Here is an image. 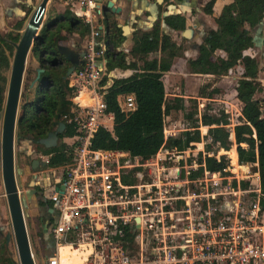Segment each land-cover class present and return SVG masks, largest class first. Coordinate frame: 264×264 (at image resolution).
I'll return each instance as SVG.
<instances>
[{
    "label": "built area",
    "instance_id": "obj_1",
    "mask_svg": "<svg viewBox=\"0 0 264 264\" xmlns=\"http://www.w3.org/2000/svg\"><path fill=\"white\" fill-rule=\"evenodd\" d=\"M67 1L82 8L90 34L84 63L70 77V86L77 88L75 107L64 116L77 129L63 140L72 159L47 167L49 178L40 185V199H49L57 211L50 227L55 250L44 264H63L62 246L78 250V264H264L260 183L257 198L246 208L242 194L251 190H242L239 179L235 189L231 176L222 172L205 169L196 179H182L179 170L171 175L158 167V178L151 179L152 170H145L148 160L141 163L129 152L93 147L98 130L113 131L115 118L102 83L104 11L97 0ZM82 94L88 103L78 99ZM117 102L127 117L137 109L134 93L119 94ZM40 157L48 165L50 156ZM198 168L192 167L190 175Z\"/></svg>",
    "mask_w": 264,
    "mask_h": 264
},
{
    "label": "trees",
    "instance_id": "obj_2",
    "mask_svg": "<svg viewBox=\"0 0 264 264\" xmlns=\"http://www.w3.org/2000/svg\"><path fill=\"white\" fill-rule=\"evenodd\" d=\"M216 2L217 0H208L203 11L214 15ZM263 18L264 0H232L216 16L218 29L209 31L199 47V55L188 60L191 73L215 76L227 75L233 68L242 65L244 70L235 88L236 97L242 103V120L234 130V140L232 130L227 127L230 124L228 114L222 113L218 116L204 113L200 121L199 118H193V114L198 112L197 99L193 98L191 101L194 111L189 112L188 119L194 125L179 136L166 138V115L173 109H184L185 105L180 98H176L173 105L167 103L164 76L172 70L175 60L184 56L186 47L179 44L171 33L162 32L161 26L156 24L150 31L135 32L128 53L119 50L126 37L116 19L107 11L104 16L107 69L102 83L107 85L108 73L115 68L131 69L134 72L127 78L115 79L114 84L108 88L105 100L108 111L115 115L114 128L110 131L101 127L95 135L93 147L129 152L132 156L146 161L155 157L163 148L183 151L204 141L207 153H198L197 161L200 166L198 170H192L190 175L192 179H196L204 174L205 169L229 175L230 172L225 169L230 166V158L227 154L219 157L217 154L221 150L230 153L232 165L236 166L231 150L236 144L239 164L254 165V171L259 172L264 195V105L256 98L257 93L264 92V85L259 79L258 59L245 54L254 46L252 30ZM165 22L174 31L187 28L186 17L182 14L168 15ZM23 28L24 21L19 20L13 30L0 33V115L4 110L16 44L21 39ZM64 31L71 36L78 33L83 38L90 34V28L85 21L69 9L54 18L48 17L31 51L39 61L38 68L43 71L38 77V68L27 70L17 123L18 143L24 140L32 142L36 158L39 155L50 156L49 167L62 166L71 161V147L63 140L77 132L76 126L64 119L75 107L72 98L77 93V88L70 86L71 75L68 76V70L73 64L67 55L59 51V45L68 38L63 34ZM158 52L159 57L151 56ZM128 55L131 57L129 61ZM217 91L201 88L199 96L212 98ZM122 93H134L136 96L137 109L129 117L121 111L117 102V96ZM60 121L66 124L63 133L59 134L61 143L49 148L40 144V140L55 130ZM200 123L208 126L205 136H202ZM211 152L214 155H210ZM124 179L126 182L137 181L135 178ZM237 184V180H234L233 185L237 187ZM240 185L248 189L251 184L249 180H241ZM41 229L39 236L44 238ZM128 239L132 245L131 234H128ZM0 264H18L8 255L6 234L1 229Z\"/></svg>",
    "mask_w": 264,
    "mask_h": 264
},
{
    "label": "rangeland",
    "instance_id": "obj_3",
    "mask_svg": "<svg viewBox=\"0 0 264 264\" xmlns=\"http://www.w3.org/2000/svg\"><path fill=\"white\" fill-rule=\"evenodd\" d=\"M41 1L42 0H0V33L5 34L13 30L15 28V24L19 20H23L25 26L30 20L35 8L41 3ZM56 6L57 0H50L44 23L47 21L49 16H57V13H55ZM208 23L210 24L211 21H208ZM206 24L207 22H203L201 15L196 16L194 12V14L190 16V24L187 26L189 34L184 35L183 31H179L178 40H180L182 44L185 45L186 51L184 56L175 60L172 70L165 74L164 82L167 91V103L169 105H173L176 102V98H180L184 100L185 107L181 110L173 109L169 115H166V138L169 136H179L182 132L190 130L191 126L194 125V123L188 119V114L193 108V102L191 101V98L197 99L198 112L193 114V118H199V121L202 114L204 113H207L208 115L217 114L218 116H220L222 113L228 114L230 124L227 127L232 130L233 140L234 130L241 123L242 103L236 97L235 88L237 87L238 81L242 76V66L238 65L237 67L233 68V71L223 76L195 74L191 73L189 70L188 60L195 56L199 45L204 41L205 36L209 32L210 28L206 29ZM249 53H252L259 61V78L261 83L264 85V49L260 46L258 47L257 43V45H255V47L249 51ZM151 56L159 57L160 53H154ZM38 67L39 61L30 52L26 65V72L27 70H34ZM201 88L205 90L207 89L208 91H218L214 93L212 98L201 97L199 96ZM23 90L24 83L22 92ZM256 98L259 99L264 105V92L257 93ZM21 100L22 99H20V105ZM193 111L194 110H192V112ZM3 117L4 112L0 115V229L4 232V234L9 232L13 234L12 220L2 171L1 147ZM199 125H201L200 130L202 132V136H205L208 131V126H205L201 123ZM60 143L61 140L59 139L58 145ZM233 147L236 148L237 145L234 144ZM234 148L231 150L234 154L236 166L232 165V156L230 153L228 154L224 152V150H221L217 154V157H219L221 154H227V156L230 158V166L227 168L230 174L227 176H231L230 182L232 184L234 180H237L238 182V179L250 181L251 185L248 189L251 191L249 193L244 192L242 194L244 206L248 208L251 202L257 198V193H255L254 190L259 187L260 179H258V175H256L257 172L253 169V164H245V167L238 165V153H236ZM33 149V143L28 140L18 143L16 135L15 170L20 198L24 209L30 242L34 253V259L37 264H43V261L49 254L46 247L48 242L39 236V230L42 226L40 221V207L38 204V189L40 185H43L44 180L49 178L50 174L46 171L47 169L41 168L43 167L41 165L42 163L40 164L39 168H37V170L33 169L32 161L36 158V154L34 153ZM200 151H203L204 154L207 153L204 147V141L201 143H195L183 151L163 148L160 150L158 155L148 160L150 164L145 170H152V177H149L148 175V177L151 179L158 178V167L160 169L163 167L167 168L166 174L174 175L176 170L177 172L179 170L181 172L182 179L191 178L189 172L192 167L195 169L199 167L197 159L199 158L198 153ZM210 155H214V152H211ZM40 161L42 162L41 159ZM133 161L135 162V160ZM140 162L145 163L146 161L140 160ZM49 169L50 167L48 166V170ZM234 187L237 189L236 186ZM40 188L42 189L43 187L40 186ZM242 190L246 189L242 188ZM47 193H49V191H46V194ZM233 198H235V196ZM7 249L8 255L19 264L18 252L14 238H12L10 244L7 245Z\"/></svg>",
    "mask_w": 264,
    "mask_h": 264
},
{
    "label": "water",
    "instance_id": "obj_4",
    "mask_svg": "<svg viewBox=\"0 0 264 264\" xmlns=\"http://www.w3.org/2000/svg\"><path fill=\"white\" fill-rule=\"evenodd\" d=\"M49 2L50 0L41 1V3L35 8L30 20L21 31L22 36L20 41L16 44V51L9 73L8 87L3 110L4 117L1 147L2 171L13 227V234L11 232L6 234V243L9 245L12 238H14L18 252L19 264H36V261L34 259V253L30 242L15 170V143L18 113L28 56L32 51L34 41L38 38L39 33L43 28ZM98 4L100 5V3ZM109 9L113 12L121 11L120 7L115 6V0H109L107 6L103 8V11H107ZM122 28L124 30L127 29L125 26H122ZM183 32L184 35L189 34V30L187 28L183 30ZM86 50L87 49L85 48L82 52H80L74 48V46L71 47L63 44L59 45V51L67 55L68 60L73 64V66L68 70V76L74 73L77 67L84 63ZM42 71V68H38V77ZM132 73L133 70L131 69L123 70L121 68H115L108 73L109 80L106 86L109 88L114 84L115 79L127 78L132 75ZM65 127L66 124L63 121H60L55 130L51 131L47 137L40 140V144L48 148L57 146L58 140L60 139L59 134L63 133ZM41 163L42 162L39 159H34L32 161L33 169L37 170ZM41 168L46 169V165L43 163V167ZM40 201L46 202L44 198H41ZM47 225L48 224H46L45 228Z\"/></svg>",
    "mask_w": 264,
    "mask_h": 264
},
{
    "label": "crops",
    "instance_id": "obj_5",
    "mask_svg": "<svg viewBox=\"0 0 264 264\" xmlns=\"http://www.w3.org/2000/svg\"><path fill=\"white\" fill-rule=\"evenodd\" d=\"M207 1L208 0H159V1L158 0H115V6L120 7L121 11L113 12L110 9L107 11L113 15V17L118 22V26L120 28H122V26H125V28H127L126 30L122 28L123 35L126 38L122 43L121 47L119 48V50H123L128 53L132 47L135 32L150 31L156 24H159L161 26L162 32L168 34L171 33L173 35V38L179 44L182 43L180 40H178L179 31H174L166 24L165 18L168 15H173V14L184 15L186 17L187 26H188V24H190V16L195 12L196 16L201 15V17L203 18V22H207L206 29L210 28L209 31L218 29L216 16H218L221 13L224 5L230 3L232 0H217L214 8L215 9L214 15L207 14L203 11V7ZM108 2L109 0H98V3H100L102 9L105 6H107ZM67 9L73 12L77 17L81 18L80 14L82 8L77 3L70 2L67 0H57V6L55 12L57 13V15L63 14ZM107 11L104 12V16ZM208 21H211V23L209 24ZM103 28H104L103 29L104 32H106L105 26ZM63 34L68 37L62 41L63 45H69L71 47L74 46V48H76L80 52H82L87 47L89 35L83 38L78 33H74V35L71 36V35H67V33L64 31ZM252 34H253L254 46L248 49L245 52V54L255 57L252 53H249V51H251L255 47V45H257V43H258V47L260 46L261 48L264 49V18L259 24H257L253 28ZM207 35L205 36V38L207 37ZM102 39L104 40L105 38ZM199 47L193 58H196L199 55ZM222 55H224L223 52ZM104 59H106V57H104ZM127 60L128 61L131 60V57L129 55L127 56ZM243 70L244 69L242 67V72ZM231 71H233V69ZM207 75H212V74H207ZM238 165L240 166L239 162ZM41 228L44 234V240L48 242L46 247L48 254L50 255L55 250V244L51 242V240H49V236L47 235L45 226L44 227L42 226ZM44 262L45 260L43 261V264Z\"/></svg>",
    "mask_w": 264,
    "mask_h": 264
},
{
    "label": "flooded vegetation",
    "instance_id": "obj_6",
    "mask_svg": "<svg viewBox=\"0 0 264 264\" xmlns=\"http://www.w3.org/2000/svg\"><path fill=\"white\" fill-rule=\"evenodd\" d=\"M46 147V146H45ZM39 160L41 159L40 155L37 157ZM43 163L45 164L44 161H42V166H43ZM46 165V168L48 167L47 164ZM52 178H50V182H51ZM41 191V188L39 186V189H38V192ZM39 200H38V204H39V207H40V221H41V225L44 227L47 225L46 227V232H47V235L49 236V240H51V242L54 243V239H53V235H52V232H51V226L55 223L56 221V218H57V211H56V208L54 206V204L49 200V199H46V202H42L40 201V195L38 196ZM45 208H47V211L45 210ZM52 209V210H51Z\"/></svg>",
    "mask_w": 264,
    "mask_h": 264
},
{
    "label": "bare ground",
    "instance_id": "obj_7",
    "mask_svg": "<svg viewBox=\"0 0 264 264\" xmlns=\"http://www.w3.org/2000/svg\"><path fill=\"white\" fill-rule=\"evenodd\" d=\"M78 99L84 103L89 102L84 94H82ZM234 149L236 150V148ZM236 153H237V150H236ZM60 252H61V260L63 264H78V261L76 259L77 257L76 254H78L77 249H72L69 246H62L60 248ZM69 255H73V256L70 257Z\"/></svg>",
    "mask_w": 264,
    "mask_h": 264
}]
</instances>
